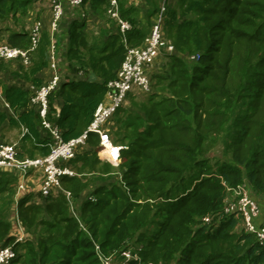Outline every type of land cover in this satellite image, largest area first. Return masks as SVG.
I'll return each mask as SVG.
<instances>
[{
	"label": "trees",
	"instance_id": "1",
	"mask_svg": "<svg viewBox=\"0 0 264 264\" xmlns=\"http://www.w3.org/2000/svg\"><path fill=\"white\" fill-rule=\"evenodd\" d=\"M37 1L0 0V43L29 51L28 64L2 60L0 69L16 62L13 78L34 87L2 88L14 114L0 110V137L21 130L19 157L46 156L53 140L32 102L50 79L40 73L51 66L53 42L40 26L33 42L27 18ZM86 2L116 30L105 38L83 22L71 24L69 69L49 96L48 114L65 141L87 130L127 48L142 45L152 30L138 25L139 10L128 0H119L121 17L132 24L125 35L108 0ZM148 2V18L165 7L161 28L174 49L162 51L166 68L149 73L143 100L131 91L132 106L121 105L111 119L119 126L113 140L128 146L119 166L101 158L99 136L89 133L69 162L76 174L60 180L70 198L59 191L40 203L28 195L16 201L18 176L0 171V249L16 253L8 264H103L101 257L123 260L127 249L138 256L128 264H264V244L224 211L238 186L258 202L264 197V0ZM15 201L25 229L20 240L11 234Z\"/></svg>",
	"mask_w": 264,
	"mask_h": 264
},
{
	"label": "built area",
	"instance_id": "2",
	"mask_svg": "<svg viewBox=\"0 0 264 264\" xmlns=\"http://www.w3.org/2000/svg\"><path fill=\"white\" fill-rule=\"evenodd\" d=\"M52 7L53 20L52 29L56 31L62 21L67 6H81L83 0H48ZM110 3L108 14L117 19L120 32L125 35L131 30L132 24L121 17L119 9V0H108ZM165 7L162 6L158 18L152 26L151 33L145 42L140 46H130L127 48V54L118 76L108 84V92L103 102H101L94 114V119L84 133L69 141H65L59 129L48 120L50 110L49 96L59 87L63 77L59 71L58 63L52 58L51 68L53 74L49 81L38 89L32 98L40 110L42 123L52 134L51 151L46 156L19 157L16 144L0 145V171L15 173L18 178L17 195H21L26 190V177L29 171L41 168L44 171V178L40 186L39 193L42 197L55 195L57 192H65L68 198L71 192L65 191L60 184L63 175H75L69 162L76 157L77 151L82 145L89 133L99 136V145L101 147L100 156L103 160L112 164H119L122 154L127 145L115 142L111 136L109 124L117 109L121 106L127 95L134 90L149 91V64L164 51L172 52L174 47L167 40L162 32V21ZM39 26H36L33 33V42L37 41ZM20 58L24 63H29V51L12 47L6 43H0V61L14 60ZM110 128V129H109ZM25 132L26 129L24 128ZM232 198H228L224 207L225 213L236 214L242 218L246 230L256 234L261 244H264V219L261 216V207L257 199L250 193L245 185L238 186L232 190ZM24 194V193H23ZM74 208V207H72ZM210 218H206L208 221ZM257 221V222H256ZM24 235L18 237L22 239ZM124 259L120 260L116 256L101 257L103 264H128L133 259H138L136 253L131 249L121 252ZM16 255L12 246L0 249V264H8Z\"/></svg>",
	"mask_w": 264,
	"mask_h": 264
},
{
	"label": "crops",
	"instance_id": "3",
	"mask_svg": "<svg viewBox=\"0 0 264 264\" xmlns=\"http://www.w3.org/2000/svg\"><path fill=\"white\" fill-rule=\"evenodd\" d=\"M164 1L165 0L163 1L159 0L158 5L162 6ZM169 1L172 4H174L176 0H169ZM128 4L134 5L139 10L138 25L140 27L149 28L150 30V27L153 26L154 22L156 21L157 16L155 14L151 18L147 17L151 11V7H150L148 0H128ZM52 20H53V12H52L49 1L41 0V1H37L36 4L34 5L32 11L30 12L27 18V24H28V28H30V26H32V24L34 23L36 24V26H40L42 30H47L52 35L53 42H52V46L50 49L51 63H52V58L54 57L55 61L58 63L60 72H65L67 71V69H69L67 65V50H68V44L70 42L69 41L70 39L69 31H70L71 24L73 21H78L80 23L83 22L85 30L87 32L91 34L93 33L94 34H104L105 38L108 37L109 31L114 32L116 30L115 27L107 24L105 17L101 16L99 13H96L95 11L92 10L90 2H86L84 3V5L78 6V7L67 6L65 9L64 17L62 21L60 22L58 29L56 31H53L52 29ZM11 28H15V27L12 25ZM3 33H5V31ZM159 61L160 59L158 55L149 64L148 66L149 73L156 72V71L159 72L160 70L158 69V67H160ZM6 64L9 66L7 70L0 69V79L3 80L4 85L9 86L12 83H18L25 89H28V90L34 89V87L29 82L19 80V79L15 80L13 78L10 69L16 68L17 66L16 62H7ZM53 72L54 71L50 66L44 69L40 73V76L43 77L44 80H47L52 76ZM61 105H62V99L56 98L54 106L57 111L61 109ZM0 110L6 111L8 114H14V111L11 110L8 104L6 103L3 97V92L0 93ZM112 126H113V122L109 124L110 128ZM5 129L9 130L10 128L7 127ZM21 135H22V132H21ZM17 146L18 145L16 144V147ZM83 149L89 150L90 147L84 146ZM25 156H28V155L26 154ZM43 178H44V171L41 168H37V169L29 171L28 176L26 177V188L28 187L29 188L28 190H33V191H25L26 193H24V195L31 196L33 200H40L41 196H40L39 190H40V186L42 184ZM89 191L90 190H86L83 193V196L85 197L89 193ZM21 196L22 195L16 194V201ZM259 202H260L261 210L263 212L264 211V197L260 198Z\"/></svg>",
	"mask_w": 264,
	"mask_h": 264
},
{
	"label": "rangeland",
	"instance_id": "4",
	"mask_svg": "<svg viewBox=\"0 0 264 264\" xmlns=\"http://www.w3.org/2000/svg\"><path fill=\"white\" fill-rule=\"evenodd\" d=\"M51 9H52V7H51ZM35 28H36V24L33 23L32 26H30V29L35 30ZM164 57H165V54L161 52L160 55H159V59H160V61H159L160 62V64H159L160 67H158V69H160L159 71H163L166 68ZM191 59L193 60L192 57H191ZM3 84H4L3 80L0 79V93L2 92ZM141 91L142 90L139 91L140 93L137 94V97L139 98V96H142L140 98V100H143L144 94H146V93H142ZM121 105L124 106V108L132 106L131 96L126 97V99L123 101V103ZM112 122H113V126L111 127V129L110 128L109 129L111 130L112 135H115V131L118 129L119 126H117L116 119L114 121H111L110 124ZM4 133H5V137H0V143H4V145L17 144L18 146H20L19 145L20 144L19 139L21 137L20 130L13 129L12 131H5ZM113 165L115 167L119 166V164H113ZM119 172H121V170H119ZM114 174H116V173H114ZM116 175H118V174H116ZM110 176H112V174ZM112 177H113V180L117 179L116 176H112ZM28 189L29 188L27 187L26 190L22 191L21 195L23 196L24 195L23 193H26L25 191H33V190H28ZM249 193L253 196V193L250 190H249ZM30 201L31 202H35V203H40L41 202V200H30ZM9 217H10V221L12 222V225H13V228L11 230V234L18 235V237L22 236V235H25V229L20 226L21 224H20V219H19L18 212H17L16 202L12 206V209L10 211ZM41 229L42 228L40 227L39 230L42 231Z\"/></svg>",
	"mask_w": 264,
	"mask_h": 264
}]
</instances>
